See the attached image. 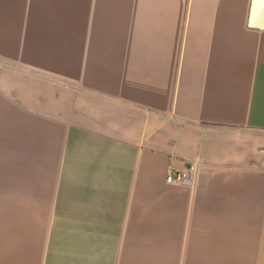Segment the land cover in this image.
<instances>
[{"label":"crops","instance_id":"obj_1","mask_svg":"<svg viewBox=\"0 0 264 264\" xmlns=\"http://www.w3.org/2000/svg\"><path fill=\"white\" fill-rule=\"evenodd\" d=\"M71 3L35 96L0 77V264H264V0ZM28 17L0 0L1 60Z\"/></svg>","mask_w":264,"mask_h":264},{"label":"rangeland","instance_id":"obj_2","mask_svg":"<svg viewBox=\"0 0 264 264\" xmlns=\"http://www.w3.org/2000/svg\"><path fill=\"white\" fill-rule=\"evenodd\" d=\"M71 4V0H28V33H30L28 41L34 46L29 48L28 54L21 51L15 54L13 61L0 59L2 81L6 80L3 76L7 71L13 70L14 84L30 86L32 99L38 86L41 85L37 79L38 69L44 68L41 65L54 67L60 60L67 61L72 53L71 38H69L70 25H68L73 15ZM22 54L24 58L28 57V61L21 60ZM58 68L62 67L58 65ZM20 70L30 73L29 75L21 74ZM6 209V206H0V212H7Z\"/></svg>","mask_w":264,"mask_h":264},{"label":"built area","instance_id":"obj_3","mask_svg":"<svg viewBox=\"0 0 264 264\" xmlns=\"http://www.w3.org/2000/svg\"><path fill=\"white\" fill-rule=\"evenodd\" d=\"M198 166L195 164L189 165L182 169H171L167 174L166 181L169 184L193 186L197 182Z\"/></svg>","mask_w":264,"mask_h":264}]
</instances>
